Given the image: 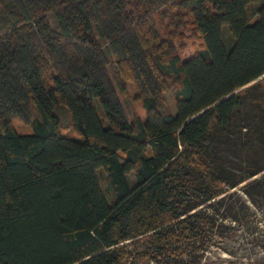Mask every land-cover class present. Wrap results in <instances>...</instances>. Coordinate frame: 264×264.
<instances>
[{"label":"trees","instance_id":"16d2710c","mask_svg":"<svg viewBox=\"0 0 264 264\" xmlns=\"http://www.w3.org/2000/svg\"><path fill=\"white\" fill-rule=\"evenodd\" d=\"M263 75L264 0H0V264H200L264 217Z\"/></svg>","mask_w":264,"mask_h":264},{"label":"rangeland","instance_id":"374dc122","mask_svg":"<svg viewBox=\"0 0 264 264\" xmlns=\"http://www.w3.org/2000/svg\"><path fill=\"white\" fill-rule=\"evenodd\" d=\"M257 4H250L248 12L253 21L256 16L254 10ZM178 51L182 57L189 56L194 51L204 48L201 37L199 34L186 30L184 37L176 40ZM181 45V48H180ZM264 77V75H263ZM129 94L133 98V106L138 111L142 119L145 118V112L139 99H135L134 88L128 83ZM166 100L172 110H174V96L171 92L165 94ZM14 128L21 133H31L32 127L19 117L12 118ZM64 132H68L67 129ZM130 183L134 184V171L127 174ZM238 195L242 199L246 196L237 188ZM240 200L237 195H233L232 200ZM237 201V207L243 204ZM244 212L248 215L246 223H238L234 221H225L228 228L222 232L216 245L211 246L208 251L203 255L200 264H264V217L260 208L253 206L248 201H244ZM246 209V210H245Z\"/></svg>","mask_w":264,"mask_h":264}]
</instances>
